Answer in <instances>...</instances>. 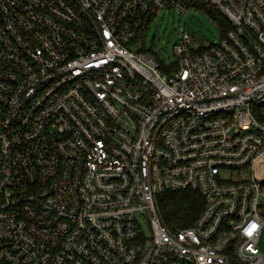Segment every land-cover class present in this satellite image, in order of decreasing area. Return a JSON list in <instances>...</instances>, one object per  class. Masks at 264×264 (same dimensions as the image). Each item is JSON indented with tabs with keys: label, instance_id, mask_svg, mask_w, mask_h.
<instances>
[{
	"label": "built area",
	"instance_id": "2783aa9c",
	"mask_svg": "<svg viewBox=\"0 0 264 264\" xmlns=\"http://www.w3.org/2000/svg\"><path fill=\"white\" fill-rule=\"evenodd\" d=\"M207 1L162 67L136 40L196 0H0V264H264V0Z\"/></svg>",
	"mask_w": 264,
	"mask_h": 264
},
{
	"label": "rangeland",
	"instance_id": "374dc122",
	"mask_svg": "<svg viewBox=\"0 0 264 264\" xmlns=\"http://www.w3.org/2000/svg\"><path fill=\"white\" fill-rule=\"evenodd\" d=\"M181 31H187L193 38L195 47L208 46L220 38V26L207 11L198 6H189L185 12L162 9L153 17L136 40L137 46L144 47L154 54L162 67L173 61V46ZM260 250L264 252V237L260 241Z\"/></svg>",
	"mask_w": 264,
	"mask_h": 264
},
{
	"label": "trees",
	"instance_id": "16d2710c",
	"mask_svg": "<svg viewBox=\"0 0 264 264\" xmlns=\"http://www.w3.org/2000/svg\"><path fill=\"white\" fill-rule=\"evenodd\" d=\"M195 6L203 8L218 22L220 34L229 27L225 18L207 0H196ZM143 50L146 51L144 47ZM159 207L168 224L188 226L200 213L203 199L197 190L168 191L160 196Z\"/></svg>",
	"mask_w": 264,
	"mask_h": 264
}]
</instances>
